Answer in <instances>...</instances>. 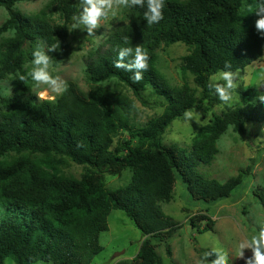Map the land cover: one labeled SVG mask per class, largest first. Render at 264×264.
<instances>
[{
    "label": "trees",
    "instance_id": "16d2710c",
    "mask_svg": "<svg viewBox=\"0 0 264 264\" xmlns=\"http://www.w3.org/2000/svg\"><path fill=\"white\" fill-rule=\"evenodd\" d=\"M21 1L26 0H0L9 12L0 25V37L13 32L0 40V82L17 75L14 93L2 99L6 110L0 111V264L7 257L17 264H91L103 250L100 235L109 229L113 209L122 210L143 234L136 264H163L155 240L165 242L171 256L170 240L181 225L161 204L173 199L178 177L188 182L195 199L206 202L231 196L243 183L245 172L222 182L197 167L213 162L217 140L230 126L246 134L247 122L264 121V103L255 101L215 115L190 151L165 145L163 136L186 110L201 102H219L207 83L225 61L233 71H241L262 58L264 36L255 29L257 0H246L251 7L244 10L245 0H165L164 18L152 26L143 18L146 7L127 8L129 23L113 29L104 44L90 52L86 73L95 85L117 79L139 98L152 87L164 99V110L142 127L133 124V105L127 98L103 85L83 92L71 82L59 97L40 99L30 78L19 79L27 74L24 65L32 60L37 40L58 45L50 53L54 64L66 58L71 18L78 12L75 0H54L39 13L26 15L15 8ZM55 13L63 23L52 21ZM178 42L190 48L181 68L193 75L202 89L201 99L187 83L168 85L157 67L159 47ZM138 45L149 54V69L134 83L132 73L113 67V62L118 48ZM120 131L129 132L131 139L114 146ZM37 155L41 157L32 158ZM67 158L88 170L80 178L63 174ZM126 169L133 171L131 182L109 189L105 174ZM255 194L264 206V188ZM190 224L204 233L214 230L215 220L196 214Z\"/></svg>",
    "mask_w": 264,
    "mask_h": 264
},
{
    "label": "rangeland",
    "instance_id": "374dc122",
    "mask_svg": "<svg viewBox=\"0 0 264 264\" xmlns=\"http://www.w3.org/2000/svg\"><path fill=\"white\" fill-rule=\"evenodd\" d=\"M54 0H26L18 2L17 10L26 15H34L45 9ZM77 2V0H75ZM9 18V12L0 6V25ZM55 23H63L64 19L59 13L52 16ZM130 21L127 8L117 10L115 17L102 21L101 28L94 35L80 29H72L68 39L69 51L66 58L59 64L52 66L54 75L61 77L65 88L73 82L77 89L88 92L96 86L103 85L116 91L127 98L133 105L131 120L137 127L144 126L151 118L162 114L164 99L157 95L153 88L146 90L141 98L137 97L133 90L126 84L111 79L104 83L93 84L87 77L86 69L89 62V54L92 50L104 44L113 29L120 25H126ZM13 32L4 34L3 38L12 36ZM0 37V40L3 39ZM190 52V48L182 42L165 45L157 50V67L162 73L168 85L174 88L189 84L196 90L199 99L203 92L194 82L190 73H184L181 64L182 58ZM49 55H51L49 53ZM26 64L31 66V61ZM26 70V69H25ZM27 72V70H26ZM240 73V86L236 95L238 99L231 104H223L220 101L201 102L199 107L193 109L194 119L186 121L184 116L177 118L168 127L163 136V143L190 151L194 139L207 125L211 124L215 115L222 116L228 110L247 106L257 101L259 93H264V54L261 59L250 64ZM17 75L12 74L0 82V111L6 107L2 99L14 93V80ZM34 83V82H33ZM243 88L245 93L240 91ZM63 90V91H64ZM33 91L40 98V93H45L44 98L55 99L60 94L54 93L47 85H36ZM199 118V123L195 118ZM246 134L234 131L230 126L217 140L218 153L210 164L200 163L197 169L209 178H215L225 182L240 172H245L243 183L232 192L231 196L222 198L216 202H206L195 199L189 189L188 182L183 177H178L175 184L174 197L170 202L162 203L164 212L171 216L181 228L170 240L172 255H168L165 242L158 244V254L163 264H200L205 252L213 248H221L229 254L230 264H245L244 259H238V246L252 235L257 234V222L264 221V206L256 196V190L264 188V121H249L246 123ZM131 139L130 133L120 131L115 135V144L120 140ZM134 144L137 143L133 140ZM41 155L33 156L37 160ZM87 165H79L67 158L61 167L65 175L80 178L87 170ZM106 184L109 189H116L127 185L133 178L131 169L124 170L121 174H105ZM196 214H207L215 220L213 231L198 233L190 224V218ZM109 229L100 235V243L103 250L94 255L91 264H136V257L144 237L141 230L134 225L131 219L120 209H113L108 218ZM207 220L201 223L205 226ZM252 252L245 250V257H251ZM214 258V257H212ZM5 264H17L12 257H7ZM33 264H54L40 261Z\"/></svg>",
    "mask_w": 264,
    "mask_h": 264
},
{
    "label": "clouds",
    "instance_id": "9594fccd",
    "mask_svg": "<svg viewBox=\"0 0 264 264\" xmlns=\"http://www.w3.org/2000/svg\"><path fill=\"white\" fill-rule=\"evenodd\" d=\"M76 5L78 12L72 16V29H80L87 32L89 36L94 35L96 30L101 28L102 21L109 19L110 16L115 17L117 10L121 8H145L143 14L147 26L158 24L164 18L165 0H77ZM246 0L241 4V10L250 8ZM258 19L255 21V29L264 36V0H257L255 12ZM124 44L128 43V37L122 38ZM58 45H48L42 40H37L32 51L31 66L28 64L24 67L27 74L21 75L19 79L24 81L31 79L36 85H47L52 92L60 94L64 90V86L59 75H54L52 71L53 56L51 52H56ZM150 57L147 50L140 45L134 49L132 47H120L117 50L116 59L113 67L131 72V79L134 83H139L143 79V73L149 69ZM240 73L232 70L230 61H225L224 68L208 78V90L217 96L218 100L223 104H231L238 99L236 95L240 86ZM45 93H40V98H44ZM256 100L264 103V93H259ZM186 121L194 119L192 110L184 112ZM199 123V118H195ZM264 131V129H262ZM257 234L251 236L250 239L243 240L238 246V259H244L245 264H264V221H258ZM252 252L251 257H245V250ZM214 257V258H212ZM200 264H230L229 254L221 248H213L211 251L205 252ZM233 264V262H232Z\"/></svg>",
    "mask_w": 264,
    "mask_h": 264
}]
</instances>
